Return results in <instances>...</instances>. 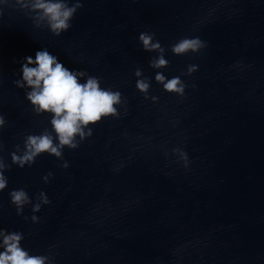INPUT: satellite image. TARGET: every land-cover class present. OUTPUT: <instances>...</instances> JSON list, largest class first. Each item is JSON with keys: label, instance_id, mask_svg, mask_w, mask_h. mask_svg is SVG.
<instances>
[{"label": "clouds", "instance_id": "clouds-1", "mask_svg": "<svg viewBox=\"0 0 264 264\" xmlns=\"http://www.w3.org/2000/svg\"><path fill=\"white\" fill-rule=\"evenodd\" d=\"M15 3L30 14L35 27H47L54 36H60L67 31L77 10L83 7L81 0H72L71 3L70 0H15ZM138 39L144 51L158 53V56L150 59L149 67L163 69L169 65V61L165 59V47L155 40V33L142 32ZM205 47L206 43L199 37L182 38L171 45V51L180 56L189 52L198 53ZM21 63L22 78L15 80L14 84L20 89H28L25 93L26 99L37 115L50 114L51 131L44 129L39 135L25 136L23 148L18 144L10 153L11 164L20 168L26 165L31 167L36 158L45 153L62 160L65 147L76 149L83 140L92 136L90 126L96 125L103 118H119L117 106L126 101L120 91L102 88L99 77L91 76L84 70H69L46 48L36 51L34 59L28 56ZM197 70L198 66L189 65L186 74L191 75ZM134 75L138 78L136 89L148 99L149 78H141L143 73L140 68L135 70ZM81 78H86L85 82L81 83ZM155 81L168 93L181 97L185 94L187 85L180 77L168 79L158 71ZM151 99L156 102L158 97ZM5 124L4 116L0 115V129ZM2 151L3 144H0V152ZM174 151L179 153L186 164L187 155L179 149ZM11 164H7L3 156H0V192L8 185V178L4 172L11 170ZM62 167H68L66 161ZM52 175L49 172L42 179L48 183ZM9 197L17 215H23L24 207L32 204L29 194L24 189L10 191ZM37 201L32 204L33 213L39 212L42 204L50 203L43 191L38 193ZM38 219L36 215L31 216L34 223ZM23 239V233L8 232L0 228V248L3 249L0 251V264H51L49 256L30 255L29 251L21 246Z\"/></svg>", "mask_w": 264, "mask_h": 264}]
</instances>
